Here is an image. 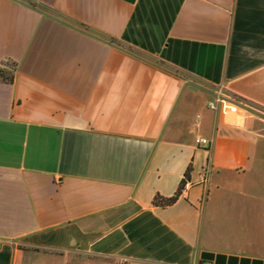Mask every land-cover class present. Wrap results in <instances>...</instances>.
Listing matches in <instances>:
<instances>
[{"label": "crops", "instance_id": "1", "mask_svg": "<svg viewBox=\"0 0 264 264\" xmlns=\"http://www.w3.org/2000/svg\"><path fill=\"white\" fill-rule=\"evenodd\" d=\"M0 70V264H264V0H0Z\"/></svg>", "mask_w": 264, "mask_h": 264}, {"label": "trees", "instance_id": "2", "mask_svg": "<svg viewBox=\"0 0 264 264\" xmlns=\"http://www.w3.org/2000/svg\"><path fill=\"white\" fill-rule=\"evenodd\" d=\"M0 80L6 83H12L13 81V75L9 72H5L0 70ZM190 166L186 169V172L184 173V178L180 182L179 188L172 195L171 197H161L160 195H155L152 200V205L158 206V207H167L173 205L180 196V189L182 188V185L185 181H189V173H190Z\"/></svg>", "mask_w": 264, "mask_h": 264}, {"label": "built area", "instance_id": "3", "mask_svg": "<svg viewBox=\"0 0 264 264\" xmlns=\"http://www.w3.org/2000/svg\"><path fill=\"white\" fill-rule=\"evenodd\" d=\"M226 97L223 95V93L221 91L217 92V95H216V98H215V102L214 103H210L209 104V107L210 108H214L215 107V104L216 103H219L221 102L222 100H224ZM228 100H230L232 103H235V104H241L242 101L238 98H235V97H229L227 98ZM195 143L197 145H207L208 144V141L206 139H196L195 140ZM204 174L206 175L208 172H209V169L208 167H206L204 170H203ZM191 187V183L190 181H185L182 185V188L180 189V195L185 193L189 188ZM117 264H127L126 261H121ZM206 264H211V263H206Z\"/></svg>", "mask_w": 264, "mask_h": 264}]
</instances>
